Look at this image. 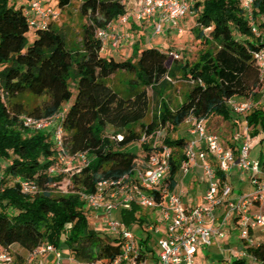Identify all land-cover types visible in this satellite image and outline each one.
Returning <instances> with one entry per match:
<instances>
[{
	"label": "trees",
	"instance_id": "obj_1",
	"mask_svg": "<svg viewBox=\"0 0 264 264\" xmlns=\"http://www.w3.org/2000/svg\"><path fill=\"white\" fill-rule=\"evenodd\" d=\"M27 1L0 0V162L7 161L6 167H0L5 187L0 189V246L11 251L18 245L29 254L43 245L65 247L78 262L106 264L120 255L121 242L88 231L89 207L79 193L95 192L102 181L132 174L164 146L172 150L168 182L174 190L188 141L171 138L170 133L191 116L204 119L210 131L215 117L229 123L237 119L229 100H260L255 57L264 49V39L252 33L241 0H190V14L197 18L193 33L206 46L197 61L144 48L120 62L104 55L96 35L128 14L129 0H81V16L88 22L79 41L51 23L35 31L31 46L24 12L35 0ZM74 1L57 0V9L63 12ZM254 8L264 34V0H256ZM181 81L185 91L179 101L171 91ZM73 86L76 99L67 109ZM61 112L68 153L86 154L90 160L73 176L76 192L69 194L49 187L62 179L48 173L57 161L53 133L28 130L21 122L25 115L49 118ZM246 121L254 138L263 135L264 149V108H255ZM164 131L167 135L159 142ZM118 136L123 139H112ZM137 143L143 155L130 152ZM220 177L226 182L225 175ZM16 178L36 181L40 191L33 196L22 193ZM139 212L133 207L123 213L124 222L132 224ZM139 240L141 246L146 244ZM256 255L264 258L262 253Z\"/></svg>",
	"mask_w": 264,
	"mask_h": 264
},
{
	"label": "built area",
	"instance_id": "obj_2",
	"mask_svg": "<svg viewBox=\"0 0 264 264\" xmlns=\"http://www.w3.org/2000/svg\"><path fill=\"white\" fill-rule=\"evenodd\" d=\"M241 2L252 33L264 39L254 18L256 0ZM130 4L128 14L118 21V26L110 24L106 29L97 31L96 36L102 42L103 52L110 48L118 49L127 39L122 32L123 27L153 24L156 34L160 35L164 25L179 27L180 22L191 13L190 0H135ZM130 6H134L132 10ZM24 13L30 28L35 30L49 28L51 23H57L62 16L61 10L43 0L31 2ZM182 32L179 30V33ZM174 56L178 58V55ZM255 58L260 71L261 89L264 90V49ZM228 105L240 120L237 121L240 128L233 135L238 155L233 148L224 146L219 134L208 131L204 119L191 116L186 120L193 139L185 148L186 159L179 175H188L199 162L202 163L206 191L200 204L186 207L183 195L176 188L169 189L172 150L167 146L155 152L143 167L132 174L102 181L95 192L79 193L81 200L92 212L102 213L108 218L107 227L121 242L120 255L106 264H205L200 260V251L211 246L215 240L221 242L227 239L234 233L235 227L240 231V240L244 246L236 252L238 256L232 264H264V258L256 255V252L264 254V211H255L257 206L264 208V169L251 159L255 138L246 121L247 115L258 105L253 100L239 101L236 98L229 100ZM63 118L64 112L49 118L25 115L21 122L28 130H51L57 161L48 173L51 177L62 179L49 187L58 193L69 194L76 192L73 176L89 166L90 160L86 154L68 153ZM112 139L120 141L123 137ZM76 160L80 164L74 167ZM235 167L242 173L253 174L252 193L234 197L232 186L227 182L222 183L220 174L228 177ZM2 179L0 175V189L3 190ZM14 182L20 184L22 193L26 195L33 196L40 191L36 181L16 178ZM133 207L151 211V217L148 216L151 221H137L142 228V239L146 240L143 246L132 224L113 218L115 213L129 211ZM230 222H234V227ZM258 230L262 231L260 238L256 235ZM48 255L54 257L53 264H87L74 260L69 252L53 245H43L31 252L26 264L37 262ZM0 264H14L12 252L1 246Z\"/></svg>",
	"mask_w": 264,
	"mask_h": 264
},
{
	"label": "rangeland",
	"instance_id": "obj_3",
	"mask_svg": "<svg viewBox=\"0 0 264 264\" xmlns=\"http://www.w3.org/2000/svg\"><path fill=\"white\" fill-rule=\"evenodd\" d=\"M25 4H28L27 0H22ZM47 1V0H45ZM51 6L57 8V0H48ZM135 2V0H130V3ZM83 1L75 0L72 5L68 8H65L62 12L61 19L56 23L58 28L63 29V31L67 34V36L74 40H80V32L82 31V27L88 22V19L83 18L81 16V6ZM131 5V4H130ZM134 6H130V10L133 9ZM197 18L196 14H189L186 19L179 24V27H175L172 24L169 25V29L166 25L163 26V33L157 35L155 32V27L153 24H143L140 29L133 28V24L129 25L123 33L127 36V41H123L121 46L118 49H114L111 53L104 52V55L113 56L117 61H126L132 58L133 53L135 50L139 49V52L144 48H159L165 52L174 53L175 55H179L180 57L184 58L189 62H195L199 58L201 51L206 49V46L201 43L199 40L196 39L193 33V27L197 25ZM118 26V22L114 23ZM124 28V27H123ZM179 30H182V33H179ZM35 29L31 28L30 32L27 35V40L29 46H31L35 39L36 33ZM207 34L210 30L205 31ZM240 37V35H239ZM258 37H256L257 39ZM255 39V40H256ZM137 45V46H135ZM1 70V69H0ZM261 90V87L257 89V92ZM73 91V98L70 102L65 104V108H70L76 99V87H72ZM185 91V84L184 82H175L172 87L171 95L174 98L182 101V93ZM169 93V92H168ZM149 95L153 99L154 106H157L158 99L154 92L150 89ZM247 99V98H246ZM250 97L248 98V100ZM252 100V99H250ZM254 101V100H253ZM263 102L262 108H264V98L261 94V99L254 101L256 103ZM238 119V117H237ZM211 130L216 133L221 134L226 139L230 140L232 135V125L229 123L217 119L216 117L213 118L209 124ZM167 135V131H164L160 135L159 142H163L164 137ZM171 138H185L188 142L190 140V126L184 123L181 127L177 128L176 131L170 133ZM191 141V140H190ZM260 149V148H259ZM255 150L252 154L253 157H256L257 151ZM130 152L143 155L141 143H137L130 148ZM80 161L76 160L73 163L74 167L79 166ZM7 161L0 162V167L3 169L6 167ZM179 177V176H178ZM9 185V184H7ZM5 188V187H4ZM236 196L241 195V189L235 191ZM88 212V221H89V228L88 231L91 233H99L103 237L107 239H114L115 235L110 231L107 227L108 218L102 213H94L90 209H87ZM143 211V210H142ZM150 212L149 210H144ZM137 219L132 222L134 226V232L138 236L142 232V228L137 223L139 220H143L145 222L151 221L148 219V216L144 212H139L137 215ZM114 219L124 221L122 214L115 213ZM230 224L234 227V222H230ZM157 240V238H156ZM242 246H244L240 240V231L238 228L235 227L234 233L229 236L227 239L220 241H214L211 246H208L202 251H200V260L205 264H232L234 263L235 259H237L238 254L236 253ZM63 250H66L63 247ZM11 252L16 255L20 253V250L12 249ZM20 257V256H19ZM65 263H69L66 261ZM53 264V262H52Z\"/></svg>",
	"mask_w": 264,
	"mask_h": 264
},
{
	"label": "crops",
	"instance_id": "obj_4",
	"mask_svg": "<svg viewBox=\"0 0 264 264\" xmlns=\"http://www.w3.org/2000/svg\"><path fill=\"white\" fill-rule=\"evenodd\" d=\"M185 19H183L181 22H183ZM166 26L168 28H170L168 24ZM126 28H128V27L122 28V30L124 31ZM133 28L140 29L141 26L134 24ZM112 50H114V49L110 48L106 52L111 53ZM258 92L260 94H262L263 98H264V90L261 89ZM238 100L239 101H246L248 99L239 98ZM257 105H258V107L262 108L263 102L260 101L257 103ZM216 118L223 120L220 117H216ZM237 121L240 122L239 119H236L230 123L227 122L230 125H232V128H233L230 140L226 139L221 134L217 133L222 137V142H223L224 146L227 148L228 147L233 148L235 150L236 155H238V149L234 145L233 135L240 128V123ZM210 132L216 133L213 130H210ZM262 138H263V135H260V136L255 138V144H254V149H253L252 153L255 150H257V148L258 149L260 148V149L257 151V154H255L256 157H253L252 156L253 154H251V159H252L254 164H259L264 169V149L261 145ZM192 139H193V136L191 135L190 140H192ZM252 175L253 174L251 172L242 173L238 167L234 168V170L232 171V174H230L226 179V182L230 186H232V188H233V191H234L233 196L234 197H236L235 191L239 190V188L241 189V192H242L241 194H250L254 191V186L251 184V176ZM177 181H178V184H177L176 190L179 191L183 195L184 201L186 203V207H192V206H195V205H198L201 203L202 197L206 191V183L204 181V172H203L201 162H199L198 166L194 167L188 175H186V176L179 175V177H177ZM260 210L264 211V208L257 206V208L255 209V211H257V212H259ZM142 212H144L147 216L151 217L150 216L151 211L150 212L142 211ZM123 213H125V212H122L119 214H123ZM142 234H143V232H141L140 235H138V237L142 238L143 237V236H141ZM256 235L259 236V238H260L262 236V231L261 230L256 231ZM12 249L20 250V253H18V254H22V255H19L20 256L19 257V256H16L12 253L13 257H14V264H26L29 253H27L25 250H23L18 245L13 246L11 248V250ZM66 252H69V251L66 250ZM52 262H54V257H52V255H48V256L41 257L40 259H38L37 262H34L32 264H52Z\"/></svg>",
	"mask_w": 264,
	"mask_h": 264
}]
</instances>
